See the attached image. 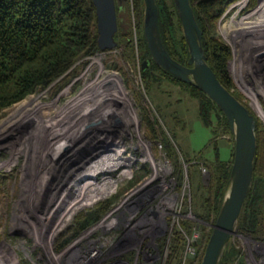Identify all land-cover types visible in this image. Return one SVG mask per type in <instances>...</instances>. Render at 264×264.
I'll list each match as a JSON object with an SVG mask.
<instances>
[{
  "label": "rangeland",
  "instance_id": "374dc122",
  "mask_svg": "<svg viewBox=\"0 0 264 264\" xmlns=\"http://www.w3.org/2000/svg\"><path fill=\"white\" fill-rule=\"evenodd\" d=\"M263 2L233 1L216 22L212 35L231 51L227 62L234 84L231 91L239 94L264 133V119L246 93L250 88L249 92L255 94L264 112V31L255 37L237 31L240 21L256 22L264 18V12L254 13ZM131 4V0L117 4V27L121 35L131 32L136 43V18ZM229 35L235 40L230 41ZM120 52L115 46L83 57L47 87L0 109L1 123L20 103L36 100L31 120L27 117L17 123L19 127L0 135V264H75L73 257L83 248L88 249L89 254L96 253L89 264H112L128 243H141L161 252L159 240L164 235L154 234L152 213L155 211L168 228L172 227L171 222L186 220L203 226L206 232L213 229L214 225L199 220L191 212V190L194 192L196 183L191 189L186 163L182 165L179 179L180 173L167 157L163 143L149 138L141 119L142 98L146 106L156 111L149 101L151 98L152 104L160 109L162 117H157L160 124L164 128L162 120L167 122L175 145L184 156L193 157L202 152L213 158L214 150L209 146L212 135L199 118L198 101L177 85L168 83L146 94L139 77V61L128 62ZM87 97L91 98L86 102ZM85 108L89 109L84 116L88 122L78 129L77 125L85 119H77L79 121L67 129L65 138L59 139L57 131L52 137L44 126H37L41 119L47 118L58 117L64 122L70 118L68 112L80 113ZM92 114H99L100 118L89 119ZM233 145L231 135L219 138L220 160H231ZM119 147L122 153L109 156ZM90 148L92 151H87ZM87 159L90 162L85 165ZM75 171L78 175H73ZM91 171L94 173L81 188L78 181L74 183L80 175ZM200 173L206 183L208 170L204 165ZM98 184L103 185L98 188ZM165 197L173 200L168 209L167 202L160 203ZM105 202L109 206L100 219L76 230L77 219ZM122 209L131 216L126 227L130 229L135 225L133 231L132 228L124 231V226L121 229L111 225L110 229L102 227ZM64 240L67 242L61 246ZM231 242L239 249L245 264H264V238L234 232Z\"/></svg>",
  "mask_w": 264,
  "mask_h": 264
},
{
  "label": "trees",
  "instance_id": "16d2710c",
  "mask_svg": "<svg viewBox=\"0 0 264 264\" xmlns=\"http://www.w3.org/2000/svg\"><path fill=\"white\" fill-rule=\"evenodd\" d=\"M189 1L202 31L201 46L207 64L220 83L248 109L239 94L231 91L234 84L227 70L231 51L212 35L216 22L225 13L227 6L235 0ZM155 2L159 10V33L166 51L175 61L187 65L189 51L173 0ZM131 3L136 18V43L133 42L131 32L121 35L119 34L121 30L117 27L114 36L116 48L121 51V56L126 61L133 63L139 61V77L144 83L143 89L146 94L154 87L159 88L163 83H168L177 85L198 101L199 118L212 135L209 146L213 147L214 156L208 158L202 152L193 157L184 156L176 147L174 135L167 127V122L162 118L165 127L160 124L157 118L162 117L160 109L152 104L151 98L149 101L153 108L155 107V112L145 105L142 98L141 119L144 129L153 142L163 143L167 157L180 173L179 179L183 173L182 165L186 163L191 189L192 184L196 183L194 192L191 190V212L199 220L214 225L230 186L234 148L232 158L228 161L220 160L217 153L219 138L224 134L231 135L232 138L229 123L202 91L180 81L151 60L143 35V0H131ZM117 10L116 5V12ZM97 36L92 0H0V109L47 87L77 60L99 52ZM143 61H148L144 69ZM110 74L117 79L115 74ZM255 121L256 151L252 187L247 194L234 232L264 238V133L259 129L258 121L256 119ZM201 165L208 170L206 183L201 179ZM195 171L197 174H193ZM108 206L109 203L105 202L95 211L87 212L82 218L77 219L76 230L84 229L96 222L102 213L106 212ZM180 225L187 234L194 228L200 232L197 255L187 260L189 264H199L212 230L206 232L203 226L186 220L180 221ZM66 242L67 240L62 241L61 246ZM163 243V239L159 240L160 247H163ZM184 247L185 238L178 228H175L170 238L169 254L165 264H181ZM219 264H245L239 249L231 240Z\"/></svg>",
  "mask_w": 264,
  "mask_h": 264
},
{
  "label": "water",
  "instance_id": "95a60500",
  "mask_svg": "<svg viewBox=\"0 0 264 264\" xmlns=\"http://www.w3.org/2000/svg\"><path fill=\"white\" fill-rule=\"evenodd\" d=\"M125 2L127 0H119ZM116 0H92L96 15L99 51L116 46ZM189 58L187 65L175 61L166 51L159 33V10L155 0H143V35L154 63L179 79L202 91L227 119L234 142L230 186L206 242L199 264H219L235 231L247 194L252 187L253 160L256 151V121L249 110L217 79L206 62L201 46L202 31L189 0H173ZM150 61V60H149ZM148 61H143L142 69Z\"/></svg>",
  "mask_w": 264,
  "mask_h": 264
},
{
  "label": "bare ground",
  "instance_id": "6f19581e",
  "mask_svg": "<svg viewBox=\"0 0 264 264\" xmlns=\"http://www.w3.org/2000/svg\"><path fill=\"white\" fill-rule=\"evenodd\" d=\"M264 12V2L255 10V12L254 13H257V14H259V13H263ZM252 15V14H251ZM258 16V15H257ZM245 21V20H244ZM238 23V22H237ZM236 25L237 24H235V27H236ZM234 26V25H233ZM237 27H240V28H238L239 30H237V31H240L241 33H245V34H247L248 36H250V35H252V37H255L257 34H259L260 32H262V31H264V18L263 19H261V20H258V21H256V22H243V21H240L239 22V24H238V26ZM228 29V28H227ZM236 34V33H235ZM240 34V33H239ZM237 35V34H236ZM247 36V37H248ZM228 38H229V40L230 41H232L233 39L235 40V37H233V36H228ZM101 52H105V51H101ZM91 85V84H90ZM244 89V88H243ZM249 89V88H248ZM111 90V89H110ZM246 90V89H245ZM250 90V89H249ZM249 90H246V93L250 96V97H252V100L254 101L253 102V104H254V106H255V108H256V110H257V112L262 116V118L264 119V112L261 110V108L259 107V105L257 104V102H256V97H255V94L254 95H251V93L249 92ZM89 95V94H88ZM96 96V94L95 95H93L92 96V98H94ZM88 99L87 100H85L86 102L88 101V100H90V98L91 97H87ZM101 99V98H100ZM36 102V100L33 98V99H31L30 101H24L23 103H20L19 105H17L16 107H14V109H13V111L11 112V114L9 115V117H8V119L7 120H5V121H3V122H1L0 123V135H2L3 133H6V132H8V131H10V130H12V129H16L17 127H19V125H17V123H20L23 119H26L27 117V119H29V120H31L30 119V114L32 113V112H34L35 111V109H34V105L36 104L35 103ZM81 106V105H80ZM91 107V106H90ZM79 108V107H78ZM92 108H94V107H92ZM43 109V108H42ZM80 110V109H79ZM41 111V110H40ZM87 113H89V109H87V108H85V110H83V111H80V113H72V111L71 112H68V116L70 117V118H67L66 119V121H64L63 122V120L61 121V119H60V121L58 120L59 118L57 117V118H51V119H44V120H42L41 119V121L40 122H38V125L37 126H44L45 127V130L48 132V133H50V135L52 136V137H54L55 136V134L53 133L54 131H57V137H59V139L62 137H64L65 138V135L66 134H68V131L69 130H67V129H70V126H72V125H74L75 123H77L79 120H81ZM102 113V112H101ZM100 113V114H101ZM103 114V113H102ZM114 114V113H113ZM39 115V114H38ZM41 116V115H40ZM58 116H60V115H58ZM95 116H97V118H94ZM95 116H93V114L89 117V119H92L93 118V120H96V119H98V118H100V116H99V114L98 115H95ZM108 118H110V116L109 115H106ZM34 117V116H33ZM35 119V118H34ZM38 119V118H37ZM77 119H79V120H77ZM84 119H85V117H84ZM129 119V118H128ZM132 119V118H131ZM76 122H75V121ZM88 119H85L83 122H80L78 125H77V128L79 129V127H81V126H83L85 123H86V121H87ZM28 121V120H27ZM22 122H24V121H22ZM34 122H35V120H34ZM88 122V121H87ZM44 124H46V125H44ZM31 125V124H30ZM65 130H67L66 132H65ZM62 135H64V136H62ZM123 141V140H122ZM63 143V142H62ZM62 143H60V144H62ZM123 143V142H122ZM95 144V143H94ZM118 144V143H117ZM114 150V149H113ZM108 152H109V150H107ZM113 152V151H112ZM123 152V149H122V147H119V148H117V149H115L114 150V152L112 153V154H110L109 156H111V155H113L114 153L115 154H120V153H122ZM89 162H90V160L89 159H87V164H85V165H88L89 164ZM75 164V163H74ZM75 167H76V165H74ZM186 169V168H185ZM92 173H94L93 171H91V172H89V173H87V174H82V175H80L78 178H76L75 180L76 181H74V183L76 184L77 183V181H78V186L81 188V185H84V184H82L85 180H87L88 178H90L91 176H92ZM124 173H125V171H124ZM123 173V174H124ZM75 174H77V171H75L74 173H73V175H75ZM78 175V174H77ZM76 175V176H77ZM75 177V176H74ZM73 179V178H72ZM46 181V178H44L43 179V181H42V184L44 183ZM114 182V181H113ZM44 185V184H43ZM69 185V184H68ZM102 185L103 184H98V185H96V187H98V188H101L102 187ZM107 186V185H106ZM112 186V185H111ZM108 187V186H107ZM104 188V187H103ZM102 188V189H103ZM101 189V190H102ZM92 190V189H91ZM96 191V190H95ZM103 192V191H102ZM97 193V192H96ZM105 193V192H104ZM94 194H92V196H93ZM100 195V194H99ZM90 197V196H89ZM95 197V196H94ZM172 199L171 198H168L167 197V199H166V197H165V201H164V198H162V200H161V204L162 205H165L166 204V202H167V208L166 209H168L169 207H170V203L171 202H173V200L171 201ZM92 201V200H91ZM78 205V204H77ZM80 207V206H79ZM65 209H69V207H66ZM71 211V210H70ZM123 211H124V209H123ZM72 212V211H71ZM154 212V211H153ZM69 213V212H68ZM122 213L123 212H121V210L120 211H118L117 213H115V215L113 214V217L109 220V221H107V222H105L103 225H102V227H105V226H107V225H112V222L113 221H115V220H117V221H119V219L121 220L122 218L124 219V223H122L123 225H127L130 221H131V216H129V215H127L126 217H122ZM55 214V213H54ZM158 212L157 211H155L154 213H152V216H153V221H152V223H153V226H152V228L154 229V231L155 230H157V228L161 225V221H163V220H161V217L159 218L158 217ZM68 216V215H67ZM55 218V217H54ZM106 218V217H105ZM114 218V219H113ZM164 217H162V219H163ZM149 220H151V216L149 217ZM155 221V222H154ZM149 222V221H148ZM148 225V224H147ZM130 228H135V225H132ZM141 231H144V230H141ZM147 231V230H146ZM153 232V231H152ZM156 233V232H155ZM154 233V234H155ZM139 234H141L140 232H139ZM139 236V235H138ZM125 242V241H124ZM122 243H123V241H122Z\"/></svg>",
  "mask_w": 264,
  "mask_h": 264
},
{
  "label": "built area",
  "instance_id": "2783aa9c",
  "mask_svg": "<svg viewBox=\"0 0 264 264\" xmlns=\"http://www.w3.org/2000/svg\"><path fill=\"white\" fill-rule=\"evenodd\" d=\"M258 64L260 65V68H261L262 60L259 59ZM263 71H264V67L262 69V73H263ZM121 212H123L122 217L127 216L124 213L123 209L121 210ZM142 216H144V214ZM122 223H124L123 218L121 220L119 219V221L115 220L112 222L111 227L115 228V229H121L124 226L125 227L124 231L125 230H131V228L129 229L128 227H126V225H123ZM170 224H172V227L168 228L165 220H163V221H161V225L157 228V230L154 231V233L156 232V234L161 233V236L164 235L161 238L164 240L163 247H159L161 249L160 250L161 252L157 251V249H155V248L150 249V247H148V245L143 246L141 243H139V244L134 243L131 245H129V243H128V245L126 244V246L123 247L122 251L119 253L120 257L118 259H116L112 264H165L167 254L169 253L170 238L172 237L173 231L175 228H178L179 232L185 238V247L183 250V256H182L181 264H186L188 259L195 258L197 255V243L200 239V232L194 228L190 234H187L185 232V230L181 227L180 221H177V222L174 221V222H171ZM111 227H109V225H107L108 229H110ZM133 230H134V228L132 229V231ZM121 239H123V238H121ZM98 246L102 247L101 245H98ZM154 247H155V245H154ZM95 254L96 253L89 254L88 249L83 248L81 253H79V252L76 253V256L73 257L72 262L74 261L75 264H89L90 261L93 259Z\"/></svg>",
  "mask_w": 264,
  "mask_h": 264
},
{
  "label": "flooded vegetation",
  "instance_id": "af4514ba",
  "mask_svg": "<svg viewBox=\"0 0 264 264\" xmlns=\"http://www.w3.org/2000/svg\"><path fill=\"white\" fill-rule=\"evenodd\" d=\"M118 3H121V1H119V0H116V2H115V4L117 5ZM94 148V147H93ZM93 148H90V149H88L87 151H89L90 152V150L92 151V149ZM87 164V163H86ZM66 167V166H65ZM84 167H85V165H84Z\"/></svg>",
  "mask_w": 264,
  "mask_h": 264
}]
</instances>
